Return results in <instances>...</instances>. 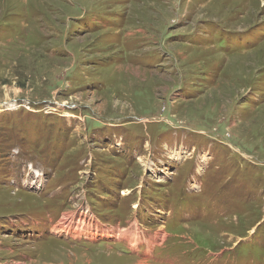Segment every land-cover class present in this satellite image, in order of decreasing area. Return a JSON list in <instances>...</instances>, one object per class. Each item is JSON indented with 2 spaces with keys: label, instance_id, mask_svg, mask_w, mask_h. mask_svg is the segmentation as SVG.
<instances>
[{
  "label": "rangeland",
  "instance_id": "obj_1",
  "mask_svg": "<svg viewBox=\"0 0 264 264\" xmlns=\"http://www.w3.org/2000/svg\"><path fill=\"white\" fill-rule=\"evenodd\" d=\"M0 264H264V0H0Z\"/></svg>",
  "mask_w": 264,
  "mask_h": 264
},
{
  "label": "bare ground",
  "instance_id": "obj_2",
  "mask_svg": "<svg viewBox=\"0 0 264 264\" xmlns=\"http://www.w3.org/2000/svg\"><path fill=\"white\" fill-rule=\"evenodd\" d=\"M35 175L37 176L38 174L36 173Z\"/></svg>",
  "mask_w": 264,
  "mask_h": 264
},
{
  "label": "trees",
  "instance_id": "obj_3",
  "mask_svg": "<svg viewBox=\"0 0 264 264\" xmlns=\"http://www.w3.org/2000/svg\"><path fill=\"white\" fill-rule=\"evenodd\" d=\"M236 37V36H235Z\"/></svg>",
  "mask_w": 264,
  "mask_h": 264
}]
</instances>
